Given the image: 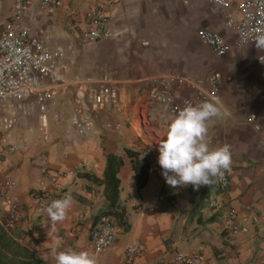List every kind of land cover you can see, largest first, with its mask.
<instances>
[{
	"label": "crops",
	"instance_id": "0c3cea01",
	"mask_svg": "<svg viewBox=\"0 0 264 264\" xmlns=\"http://www.w3.org/2000/svg\"><path fill=\"white\" fill-rule=\"evenodd\" d=\"M94 1L62 0L51 10L33 0L21 17L36 31L66 45L64 64L70 77L113 75L118 106L87 114L94 119L92 133L81 136L72 123L76 100L68 89L60 88L49 113L48 137L40 131L36 108L21 123L17 136L20 143L28 142L26 147L0 154V186L6 188L0 196V215L6 216L9 202L19 201L13 233L48 264H55L52 247L57 238L62 241L59 250L87 251L97 264H177L174 257L178 253L204 254L209 264H264V233L251 219L256 215L264 220L260 49L255 43L237 47L236 35L226 26V12L207 0H100L108 4L115 37L82 43L79 34ZM13 8L9 3L1 14L11 15ZM205 28L226 37L231 45L227 54L215 53L201 39L200 31ZM211 73L220 77L221 88L215 96L222 100L226 114L209 121L208 135L213 147L230 145L231 186L225 193L217 183L198 190L192 185L175 190L152 171L153 157L159 154V142L166 138L174 115L164 106L149 103L146 92L154 77L167 76L177 98L194 95L188 78H205ZM211 96L194 101L193 106ZM127 149L148 159L143 186L134 168L137 157H130ZM110 153L124 159L118 172L117 213L109 214L119 220L123 233L110 251L96 254L90 247V232L109 210L104 173ZM80 163L83 168L66 178L62 191H54L49 171L69 172ZM43 189L49 190V196L39 201L34 193ZM66 194L73 197V206L63 222L51 226L45 209ZM228 207L236 209L235 216ZM235 220L246 223L249 232L230 236ZM138 241L145 251L128 263L126 249Z\"/></svg>",
	"mask_w": 264,
	"mask_h": 264
},
{
	"label": "built area",
	"instance_id": "2783aa9c",
	"mask_svg": "<svg viewBox=\"0 0 264 264\" xmlns=\"http://www.w3.org/2000/svg\"><path fill=\"white\" fill-rule=\"evenodd\" d=\"M46 9H55L62 0H39ZM226 12V26L236 35L237 47L247 43H255L257 37L264 35V0H207ZM33 0H16L14 3L13 20L0 27V154L6 151L17 152L28 144L20 143L18 134L21 123L33 116L38 108L40 131L48 137L50 109L55 102V96L60 88L70 89L76 100L77 111L72 117L74 130L81 136L92 133L93 120L87 114L94 113L107 106L117 107L119 90L113 75L78 74L69 76L65 68L67 47L55 40L52 35H46L35 30L32 24L24 22L21 14ZM108 4L95 0L86 15V26L80 31L82 43H98L115 37L110 28ZM201 39L219 55L227 54L231 45L226 37L211 29L200 31ZM258 63L264 67V50H260ZM153 86L147 90L146 97L153 105L164 106L172 115L178 114L186 103L194 104L196 100H204L210 95H217L221 88L220 77L211 73L205 78H188V83L194 90V95L177 98L171 81L167 76L154 77ZM85 114V115H84ZM32 132H35L33 129ZM159 154L153 157L152 171L170 188L158 163ZM61 172L49 171L48 179L54 191H62L66 178L71 177L77 169ZM221 193L231 186V174L226 173L225 180L217 183ZM181 188V187H180ZM180 188H172L178 190ZM6 188L0 186V196ZM34 196L41 201L49 196V190L36 191ZM20 204L18 200L9 202L6 216L0 215L4 227L11 231L19 220ZM231 216L236 215L234 207L227 209ZM252 223L258 231L264 233V220L254 215ZM229 230L230 236L249 232V226L242 220L234 221ZM123 228L119 220L109 214L100 216L90 232V247L96 254H105L120 240ZM145 251V245L138 241L128 245L126 260L132 263ZM177 264H209L204 254H181L174 257Z\"/></svg>",
	"mask_w": 264,
	"mask_h": 264
},
{
	"label": "clouds",
	"instance_id": "9594fccd",
	"mask_svg": "<svg viewBox=\"0 0 264 264\" xmlns=\"http://www.w3.org/2000/svg\"><path fill=\"white\" fill-rule=\"evenodd\" d=\"M256 47L264 50V35L255 40ZM261 61L264 59L260 57ZM226 114L219 96H211L200 104L185 106L174 115L168 126L166 138L159 142L158 163L166 183L172 188L192 185L195 190L223 182L231 171L230 145L213 147L208 135L209 121ZM73 206V197L66 194L51 202L45 211L51 226L63 222ZM57 238L52 247L55 264H97L94 255L69 247L63 250Z\"/></svg>",
	"mask_w": 264,
	"mask_h": 264
},
{
	"label": "trees",
	"instance_id": "16d2710c",
	"mask_svg": "<svg viewBox=\"0 0 264 264\" xmlns=\"http://www.w3.org/2000/svg\"><path fill=\"white\" fill-rule=\"evenodd\" d=\"M130 157H137L134 163V168L137 173V182L140 186L146 184L148 175V159L140 157L139 153L127 149ZM124 164V159L121 155L110 153L107 156V165L104 173V181L106 183V193L110 200L109 210L104 214H116L115 208L119 200V185L120 179L118 172ZM145 178L142 180V176ZM86 176L92 175L86 173ZM96 178V177H95ZM0 264H48L39 254L31 247L21 241L13 231L7 230L0 221Z\"/></svg>",
	"mask_w": 264,
	"mask_h": 264
},
{
	"label": "rangeland",
	"instance_id": "374dc122",
	"mask_svg": "<svg viewBox=\"0 0 264 264\" xmlns=\"http://www.w3.org/2000/svg\"><path fill=\"white\" fill-rule=\"evenodd\" d=\"M16 0H0V27L4 24V23H6V22H8L9 20H13V14H11V15H7V14H1V11H2V8H4V6L5 5H7V4H11L12 6H14V2H15ZM15 8V7H14ZM14 8H13V12H14ZM89 46V45H88ZM87 46V47H88ZM64 90V89H63ZM69 90V92H70V89H68ZM70 94H72L71 92H70ZM15 228L16 227H14L13 229L15 230ZM13 229H12V231H13Z\"/></svg>",
	"mask_w": 264,
	"mask_h": 264
}]
</instances>
